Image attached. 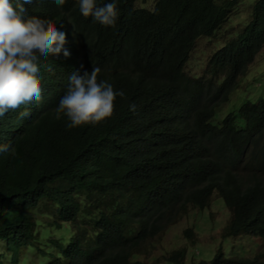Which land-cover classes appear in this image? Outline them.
Returning <instances> with one entry per match:
<instances>
[{
	"label": "trees",
	"instance_id": "trees-1",
	"mask_svg": "<svg viewBox=\"0 0 264 264\" xmlns=\"http://www.w3.org/2000/svg\"><path fill=\"white\" fill-rule=\"evenodd\" d=\"M235 4L153 0L149 9L139 0H117L116 25L104 28L97 44L100 28L71 4L25 5L54 22L70 12L85 35L75 50L70 46V59L53 62V70L43 63L40 102L0 118V145L15 149L0 154V264H30L19 254L32 244L33 264H157L139 257L147 258L161 231L191 209L206 210L214 195L229 211L223 240L248 235L259 248L243 256L220 246L199 264H264V100L239 108L242 128L233 114L212 124L264 45V0H249L251 20L211 55L206 75L185 70L196 40L222 27ZM74 63L81 75L99 67L98 80L124 91L106 124L70 129L66 117L55 118ZM25 110L29 115L21 117ZM80 193L92 201L88 206L76 198ZM41 201L57 207L60 223L49 235L38 232L43 222L33 212ZM94 203L102 210L92 216ZM186 260L185 248L167 258Z\"/></svg>",
	"mask_w": 264,
	"mask_h": 264
},
{
	"label": "clouds",
	"instance_id": "clouds-1",
	"mask_svg": "<svg viewBox=\"0 0 264 264\" xmlns=\"http://www.w3.org/2000/svg\"><path fill=\"white\" fill-rule=\"evenodd\" d=\"M33 2L60 7L71 4L85 19L100 28L93 35L95 44L100 42L103 29L115 27L119 18L117 0L108 3L98 0H0V118L34 101L40 102L43 90L39 73L43 72V63L48 70H53V62L58 64L63 58L70 59V46L75 50L84 39V24L70 12H62L54 22L40 13H29L25 5ZM74 65L76 70L69 76V87L54 109L55 118L66 117L70 129L106 124L115 116L117 96L125 98L124 91L117 92L111 83L98 80L99 67L93 65L90 73L85 71L81 75L78 73L79 64ZM56 68L59 70L60 65ZM65 69L66 77L58 82L62 85L58 90L66 83L67 64ZM130 111H136L134 103L130 105ZM27 115V110L20 113L21 117ZM9 152H15L11 142L0 145V154ZM100 210L102 208L96 209L92 216Z\"/></svg>",
	"mask_w": 264,
	"mask_h": 264
},
{
	"label": "rangeland",
	"instance_id": "rangeland-1",
	"mask_svg": "<svg viewBox=\"0 0 264 264\" xmlns=\"http://www.w3.org/2000/svg\"><path fill=\"white\" fill-rule=\"evenodd\" d=\"M153 0H139L142 5L149 8L152 7ZM236 4L229 9V15L225 24L216 30L211 36L199 37L190 54V58L185 65V70L193 77H201L207 73V63L211 55L220 49L228 40L239 34L251 20L249 0H235ZM153 8V7H152ZM149 8V9H152ZM257 102L264 100V45L261 47L260 53L256 56L254 62L248 66L246 74L238 79V85L230 96L227 103L223 104L212 120V124H220L223 118L228 114H233L239 127H244V120L238 115L239 108L247 101ZM80 193L76 198L87 206L92 202L89 198L82 196ZM94 210L101 208L94 203ZM90 208V207H89ZM57 207L48 201H41L39 206L33 211L34 216L41 220L43 224L38 225V232L44 229L48 235L54 232L51 227L52 223L57 220ZM229 217L227 206L221 198L216 195L204 211L191 209L187 215L179 219L175 224L161 231L160 236L155 240V247L151 253L145 258L140 259L155 260L157 264H170L167 258L173 251L185 248L187 250V260L185 264H199L202 260H209L214 253L220 248L231 247L229 255H251L254 256L259 248V240L251 238L248 235H242L224 241L221 232L225 222ZM60 223V221H58ZM193 231L192 238H187L185 232ZM57 235V234H56ZM54 237L50 235L48 239ZM70 236L66 234L65 243H68ZM148 246H146L147 248ZM4 248V243L0 241V251ZM22 249L19 256L21 260L27 259L33 264L38 257V253L33 250Z\"/></svg>",
	"mask_w": 264,
	"mask_h": 264
}]
</instances>
